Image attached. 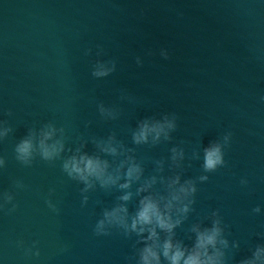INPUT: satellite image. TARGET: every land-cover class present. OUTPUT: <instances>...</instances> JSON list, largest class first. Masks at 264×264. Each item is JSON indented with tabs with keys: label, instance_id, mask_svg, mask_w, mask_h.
<instances>
[{
	"label": "water",
	"instance_id": "95a60500",
	"mask_svg": "<svg viewBox=\"0 0 264 264\" xmlns=\"http://www.w3.org/2000/svg\"><path fill=\"white\" fill-rule=\"evenodd\" d=\"M97 46L104 49L102 59L117 62L104 80L91 76ZM87 49L92 55L84 54ZM121 90L138 102H120ZM262 96L264 0H0V120L13 129L0 142V156L7 161L0 170V193H13L18 204L11 215L0 212V264H126L135 238L116 231L108 237L93 234L103 209L120 193L97 189L82 207V185L62 173L59 161L37 159L26 168L13 149L29 128L49 121L66 127L67 147H76L81 136L113 131L135 147L130 130L137 122L165 113L179 118L173 141L136 148L146 175L152 174V161L167 159L174 146L202 156L211 141L233 134L226 166L197 184L195 211L177 235L190 244L187 228L200 220L208 225L205 217L219 210L227 238L240 243L230 261L238 264L256 244H264L258 235L264 233ZM100 102L119 105L121 118L102 120ZM86 151H94L93 145ZM201 163L186 160L183 178L201 175ZM164 174H172L167 165ZM14 181L25 189H15ZM134 206L135 201L130 211ZM257 206L260 215L252 213ZM17 241L25 248L38 242L40 257H26Z\"/></svg>",
	"mask_w": 264,
	"mask_h": 264
},
{
	"label": "clouds",
	"instance_id": "9594fccd",
	"mask_svg": "<svg viewBox=\"0 0 264 264\" xmlns=\"http://www.w3.org/2000/svg\"><path fill=\"white\" fill-rule=\"evenodd\" d=\"M86 56L92 55L87 49ZM96 59L91 65V76L95 80H104L117 69L115 59H102L104 49L97 46ZM151 55V53H149ZM160 55L168 58L166 50ZM137 65L142 66L140 57L136 58ZM264 102V96L260 97ZM120 102L137 103V98L121 90ZM100 118L104 121H117L123 112L119 105L106 106L100 102L96 105ZM9 117L12 112L6 113ZM178 116L175 113H165L145 117L139 120L135 128L130 130L131 143L127 146L118 139L116 132L105 137L89 136L79 138L76 147H67V131L65 126L58 127L54 122H46L38 128L31 127L14 146V158L23 167H32L37 159L50 165L60 162L62 173L71 181L82 185L81 206H87L88 193L97 189L105 193H118L115 202L109 208L103 209L101 218L93 227L96 237H108L113 231L125 239L135 238L133 255L126 258V264H230L235 252L239 251V241H229L226 225L219 210L212 211L205 219L192 223L186 230L185 236L191 243H185L178 238L177 229H183L190 215L195 211L197 184L209 180V174L217 172L226 166L225 150L231 146L232 132H227L220 139L211 141L200 151H193L191 156L186 154L183 147L170 148L167 159L153 160L152 174H145L143 161L137 159L136 148L142 146L156 147L161 143H171L173 133L178 129ZM88 127V125H86ZM13 129L5 120H0V142H3ZM93 145L94 151H86L88 144ZM183 143V141H181ZM202 174L184 179L186 160H201ZM171 175H165V168ZM7 161L0 156V170L6 168ZM187 167H191L189 163ZM248 180L242 178V187L248 186ZM21 181H14V188L24 190ZM54 190H50L49 196ZM11 192L0 193V212L11 215L18 204ZM135 201L134 210L129 205ZM48 208L59 215L60 209L46 199ZM99 203V201L97 202ZM11 205L9 208L8 206ZM255 215L262 214L257 206L252 209ZM264 239V233L258 234ZM38 242L25 248L23 241H17L16 246L24 251L26 257H40ZM33 249H37L33 251ZM67 249H63L66 251ZM250 255L238 261V264H264V244H256L250 249Z\"/></svg>",
	"mask_w": 264,
	"mask_h": 264
}]
</instances>
